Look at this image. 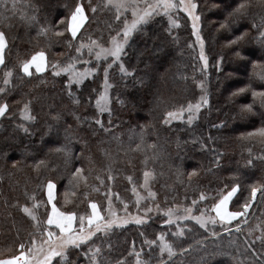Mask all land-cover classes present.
<instances>
[{
    "label": "trees",
    "instance_id": "1",
    "mask_svg": "<svg viewBox=\"0 0 264 264\" xmlns=\"http://www.w3.org/2000/svg\"><path fill=\"white\" fill-rule=\"evenodd\" d=\"M31 2L40 6V24L54 28L47 36L38 37V25L29 27L18 16L10 21L0 17V30L5 32L8 41L5 64L13 70L11 84L6 86L9 90L0 94V102L9 104V113L0 118V254L15 251L21 243L28 245L32 237L40 235L45 212L43 189L49 179L57 185V199L63 209L78 215L89 212V201L105 198V187H100V191L94 190V187H99L98 175L120 199L131 201L133 185L141 181L145 169H151L154 171L152 188L160 207L174 204L190 206L193 200H197L193 210L195 214L205 208L208 210L221 194L236 184L240 188L230 207L238 209L249 196L252 185L264 184V158H261L264 157V141L259 137H243V134L261 126V117L242 112V106L252 102V89L264 91V81L260 79L264 74V44L257 38V30L252 28L253 21L260 23L264 17V0H194L198 5L200 34L208 59L206 70L182 12H176L178 27H170L167 19L155 17L146 26V37L140 34L132 37L128 55L123 57L132 75L124 76L117 65L109 69V82L113 85L109 90L111 119L115 125L113 133L120 137L122 144L98 128L94 133L93 128L80 124L73 116V112L82 117L97 115L94 108L97 93L93 90H102L103 68L109 61L93 59L92 64L87 65L91 67L99 63L100 67L84 86H74L73 91L81 97L79 106L73 104L65 90L67 76H54L51 67V63L63 65L76 56L75 47L81 39L87 42L89 36L92 39L102 37V42L107 44L110 33L114 35L115 30L121 27V23L114 20V10H98L93 15L86 9L89 21L85 22L70 46V33L59 36L55 31L63 30L64 25L58 21L70 14L77 0ZM82 2L86 4L87 0ZM92 3L103 6V0H92ZM241 3L247 5V15L239 18L229 15ZM221 24L225 26L221 27ZM242 33L246 35L238 44L229 43ZM41 49L45 50L46 59L51 63L47 70H32L33 75L26 76L21 71V63ZM84 59H88L86 54ZM76 66L81 67L80 64ZM5 70L0 66V87H5L2 83ZM205 78L209 108L205 112L200 111L199 119L191 125L182 121L164 125L162 120L166 111L199 99L203 94L199 84ZM240 89L247 91L240 92ZM28 101H31L32 115L36 117L32 122L24 121L20 116V109ZM260 111L264 110L257 105V112ZM108 118L107 113L101 117L106 125ZM221 122L223 127H212L214 124L219 126ZM20 124L28 126L30 134L18 127ZM49 125H52L51 129ZM67 125L72 126L73 137L70 140L65 138ZM141 126L145 128V143L137 149L140 139L136 133ZM209 134L212 140L208 139ZM193 139L202 140L211 150L202 149L200 143L193 144ZM80 140L87 141L86 148ZM153 143L156 148H149L148 145ZM65 144L72 150L70 157L55 151ZM215 154L220 155L219 167L213 163ZM249 159L253 161L252 165L247 163ZM14 161L15 167L12 166ZM39 161L45 163L37 167ZM109 166L115 176L113 181L107 180ZM178 166L184 172L180 180L177 179ZM76 167L84 169L87 185L83 181L70 183L71 173ZM193 169L197 170V175L189 181L187 173ZM128 176L133 177L131 182ZM201 192L206 197L203 201L199 200ZM25 193H35L40 201L36 208L39 227L22 211V205L33 204ZM255 204L256 210L254 213L250 211L247 225H241V232L233 230L231 236L221 231L220 225H215L210 229L220 232L222 238L213 237L209 230L188 221L192 231L177 242V248H188L189 245L191 248L175 260H182L183 264H200L205 251L216 252L220 248L230 255L209 256L207 264H237V260L248 264L252 256L251 250L245 253V241L255 240L260 235L256 225L264 222V201L260 196ZM165 219L158 213L144 225L132 222L115 229L109 237L111 249L103 245L104 256L111 264L120 259L133 264V249H143L141 257L157 264L158 248L153 245L150 250L145 241L155 240L161 232L172 238L175 225H162ZM250 230H253L251 234ZM229 240L236 243L230 246ZM254 247L257 253L261 251L259 241ZM82 250H86L85 247L70 252V259L75 264H86V258L80 254Z\"/></svg>",
    "mask_w": 264,
    "mask_h": 264
},
{
    "label": "snow or ice",
    "instance_id": "2",
    "mask_svg": "<svg viewBox=\"0 0 264 264\" xmlns=\"http://www.w3.org/2000/svg\"><path fill=\"white\" fill-rule=\"evenodd\" d=\"M198 5L192 0H103V6L99 4H93L92 0H87L85 4L82 0H77L74 8L70 10V14L66 17L60 18L58 24L64 25L62 31H55L56 35L63 36L65 32H69L71 39L68 41L71 46L72 40L77 39V34L84 27L85 22L89 21V15L86 14V9L90 10L91 14H95L98 10L109 9L114 10V20L121 23V27L115 30V34L110 33L109 41L107 44L102 42V37L98 39H92L91 36L87 37V42L81 39L79 40L78 46L75 47L76 56L71 57L66 63L61 65L59 62L51 63L46 59V52L41 49L35 52L30 59L25 60L21 63V71L26 76H32L33 72L31 69L34 67L36 72H43L45 68L51 63L53 68L54 76H61V74L67 75V80L65 81V90L68 96L72 99L74 105L79 106L81 104V97L78 96L74 91V86H84L85 82L89 77H94L99 70V63L91 67H83V65H91L92 60L95 61H111L106 63L103 68L104 79L102 90H93L97 94L94 97V108L97 115L92 117H82L81 115L73 112V116L80 124H87L89 128H93L95 133L96 129L102 130L106 134L112 135L118 143H123L118 135L113 133L112 122V97L109 94V90L113 85L109 82V71L108 69L116 64L121 73L124 76H130V73L123 62V57L128 55L127 48L130 46V41L132 37L136 34L147 36L146 26L150 21L154 20L157 16L168 17L170 27H178L179 21L174 19L172 13L174 10H183L186 12L193 21L194 35H196L197 41L200 44V59L203 61V68L206 70L208 67V59L204 54V43L203 39L199 34L197 22L200 20V16L196 14V9ZM247 5L245 3L239 4L236 8L229 13V15H235L238 18L246 16ZM40 6L32 3L31 0H0V17L4 20L10 21L14 17H19L27 26L31 27L33 25H38L36 35L47 36L49 31H54L53 26L40 24L39 13ZM130 14V15H129ZM221 24V27H224ZM11 27V24H9ZM111 28V25H109ZM252 28L256 29L258 32V39L262 44H264V17L261 18L260 23L252 22ZM246 33H242L237 36L234 40L230 41V44H238ZM8 41L6 34L3 30H0V66H4L6 69L4 71V77L2 83L5 87H0V94L6 93L9 89L6 87L11 84V78L13 77V70L7 68L5 64V49L7 47ZM86 50V53H85ZM147 51V49H145ZM85 54L88 59H84ZM239 55V53H237ZM77 64L81 67L77 68ZM260 79L264 81V74L260 75ZM203 94L195 103L189 102L186 106H180L176 109L166 111L163 116L162 123L164 125H171L173 121L186 122L191 125L194 121L199 119L200 110L206 106H210L209 96L206 88L204 87V82L201 81L199 84ZM240 92L247 91V89H240ZM235 95V93H234ZM252 102L242 106V112L249 115H259L261 117V126L255 128L253 131L243 134L244 138L251 139L259 137L264 141V111L257 112V105L260 109L264 110V91H257L255 89L251 90ZM89 101L92 97L89 96ZM123 103V101H121ZM9 113V104L5 102H0V118H4L6 114ZM108 114L107 125L101 119L103 115ZM187 113V115H185ZM20 116L24 121L32 122L35 121L36 117L32 115L31 101L25 102L23 107L20 109ZM57 120L60 119L59 116L56 117ZM224 124L212 125L214 128L223 127ZM18 127L22 128L26 134H30V128L25 126V124H20ZM52 125H49V129ZM71 125H67L64 128L65 138L71 139L73 133L70 131ZM134 132V130H133ZM140 143L136 145L137 149L145 143V128L141 126L139 133ZM132 137L130 136L129 139ZM79 139V138H77ZM209 140H212L211 134L208 136ZM84 147H87L86 140H80ZM193 144L200 143L202 149H209V146L203 143L200 139H193L191 141ZM179 145V141H177ZM149 148H156V144L148 145ZM56 152H63L66 157L72 155V150L67 146V144L62 145L55 149ZM251 154V150H249ZM107 154V153H106ZM264 158V157H261ZM44 161H39L37 167L43 165ZM145 163H147V157L145 158ZM214 165L219 167L221 164L220 155H214ZM249 165H252L253 161L249 159L247 161ZM13 167L16 166V162H13ZM108 175L107 180L113 181L115 176L112 173V169L109 166L107 169ZM184 175L182 169L177 167V179ZM189 181L192 177L197 175V170L193 169L191 172L187 173ZM144 182L142 187L148 189V197L152 201L156 200V193L150 190L149 180L153 177L151 171H144L143 173ZM87 176L84 174V169L82 167H76L71 173L70 183L76 181L79 183L83 181L87 185ZM99 182V187H94L95 191H100V187H105L107 191L105 192V197L108 202V207L106 212L101 211V207L98 206L96 202H90L91 213L88 215H78L75 212H62L59 211L54 203H52L51 214L47 216V220L44 222V226L40 228L39 239L34 236L30 240V247L21 243L19 245L20 253L17 256H13L11 259H0V264H75V261L70 259V252L74 249H83L87 245L86 250L81 251V255L86 258V264H111V261L104 256V247L107 245L110 250L112 245L110 242V235L117 228H123L125 225L134 222L136 225H144L146 221L147 213L151 212L153 209L151 207H145L143 209L145 215H136L128 218L127 214V204H124V211L126 213L125 218H121L118 213L113 208L112 195H116L117 200H119L118 194H112L110 187L105 184V179L101 176L96 177ZM127 179L131 182L133 180L132 176H128ZM181 183L183 181L181 180ZM47 190L48 202L51 203L54 199L55 189L57 187L53 180L49 179L44 185ZM240 185L236 184L232 186L230 190L226 193L221 194L219 202L213 207L216 215L212 216L201 212L199 215L194 214L193 208L197 204V200H193L191 206L184 205H173L167 207L166 209H161L159 204H155V208L158 211H162L164 216L167 217L163 221L164 224L169 226L175 225V231L171 232V239L168 238V234L161 232L157 239L146 240L145 243L150 246L155 245L158 248L157 254V264H183L180 260L177 262L175 258L180 255L181 257L186 254L191 245L188 248H177V242L186 236L187 232H191L192 228L187 223L188 221H194L195 224L199 225L200 228L209 230L211 236L222 238L221 233L215 231L214 228L209 229V225L215 226L220 224L223 232L232 235V228L229 225L233 221H238L235 224V231L241 232V225H247L248 223V210L252 207V202L257 200V194L259 193L260 200L264 201V184L252 185L250 188V193L244 202L239 205L238 210L228 211L227 205L232 200L233 197L237 196ZM133 193L137 195V205L139 206V201L143 199L137 192L135 184L132 188ZM30 200L33 201L31 207L28 204L21 206L22 211L29 216L33 221H36L39 227L40 221L34 211L40 201L37 200L36 194L25 193ZM205 193L201 192L199 195V200L203 201L205 199ZM239 199V198H238ZM184 222V223H181ZM74 223L77 227H74ZM256 228L260 231V235L255 237V240L251 242L245 241V253L251 250V259H248V264H264V222L256 225ZM253 230H250V234ZM96 241H101V243H96ZM256 241H259L261 251L257 253V249L254 247ZM236 242L234 240H229V245H234ZM135 264H151L150 260H145L141 258L143 249L140 251H135ZM222 255L227 256L230 253L222 251L217 248L216 252L205 251V255L200 258V264H207V258L209 256ZM166 256V258H165ZM235 259V258H233ZM116 264H127L126 259H120L116 261ZM237 264H244V261L237 260Z\"/></svg>",
    "mask_w": 264,
    "mask_h": 264
},
{
    "label": "rangeland",
    "instance_id": "3",
    "mask_svg": "<svg viewBox=\"0 0 264 264\" xmlns=\"http://www.w3.org/2000/svg\"><path fill=\"white\" fill-rule=\"evenodd\" d=\"M192 2H194V0H192ZM195 3V2H194ZM196 11V10H195ZM176 12L178 13V12H182L185 16H186V18H187V21H188V26H189V29L191 30V33H192V35H193V38H194V42H195V46H197V48H198V51H199V55H200V44H199V42L197 41V38H196V35H194V30H193V21H192V18L186 13V12H184L183 10H174L173 11V13H172V16H173V18L174 19H177V14H176ZM196 14H197V12H196ZM130 15V14H129ZM198 15V14H197ZM157 17H163V18H165V19H167L168 20V17H166V16H157ZM168 22H169V20H168ZM197 24H198V29H199V34H200V20L197 22ZM200 36H201V34H200ZM35 54V53H34ZM33 54V55H34ZM205 54V53H204ZM201 61V64H202V66H203V61L202 60H200ZM111 61L109 60V62L108 63H110ZM113 65H116V64H113ZM112 65V66H113ZM84 67H89V66H84ZM78 68V67H77ZM46 70H47V68H45ZM110 69V68H109ZM109 69H108V71H109ZM120 70V69H119ZM32 71V70H31ZM35 71V70H34ZM61 75H66V74H61ZM67 76V75H66ZM203 82H204V87L206 88V90H207V93H208V87H207V79L205 78V80H202ZM209 108V106H206V107H204V108H202L200 111H203V112H205L207 109ZM144 171H151L152 173H153V176H154V171H152L151 169H145ZM144 171H143V173H144ZM152 178L153 177H151L150 178V180H149V186H150V190L151 191H153V188H152ZM54 182V181H53ZM143 182H144V177H142V179H141V181L139 182V183H137V185H136V188H137V192L139 193V195L141 196V197H143V199H141L140 201H139V206L137 205V195L135 194V193H133V191H132V189H131V191H132V193H131V201H127V200H125V199H119V200H117V198H116V195H112V200H113V208H114V210L118 213V215L121 217V218H125V216H126V213H125V211H124V204H127V214H130V215H128V218L130 219L131 218V216H136V215H141V216H143V215H145V213H144V211H143V209L145 208V207H151L153 210L151 211V212H149V213H147V216H146V221L148 220V219H152L153 218V216L154 215H156V214H162V215H164L163 214V212L162 211H158L156 208H155V204H158L157 202V200H155V201H152V199L151 198H149L148 197V189H145L144 187H142V185H143ZM55 183V182H54ZM46 185V184H45ZM235 186V185H234ZM133 188V187H132ZM228 190H230V189H228ZM227 190V191H228ZM111 191V190H110ZM226 191V192H227ZM43 192H44V200H45V212H44V216H43V223L47 220V216L49 215V214H51V211H52V203H54L55 205H56V207H57V209L59 210V211H62V212H67L66 210H64L63 209V207H62V205L59 203V201H58V197H57V187H56V189H55V193H54V199H53V201L51 202V203H49L48 202V197H47V190H46V187H44V189H43ZM154 192V191H153ZM225 192V193H226ZM111 193L112 194H116L115 193V191H111ZM224 194V193H223ZM259 196V193L257 194V197ZM220 198V197H219ZM219 198L217 199V201L213 204V205H211L210 206V208L207 210V208H205V209H203L201 212H205L206 214H210V215H212V216H215L216 215V213H215V210H214V205L216 204V203H218L219 202ZM90 202H96L97 204H98V206H100L101 207V211L102 212H106V210H107V207H108V202H107V199H106V197L103 199V200H100V201H98V200H91V201H89L88 203H89V205H90ZM231 202V201H230ZM230 202H229V204L227 205V210L228 211H235V210H238V209H232L231 207H230ZM255 202L256 201H253L252 202V207L251 208H249V210H248V213L250 214V211H252L253 213L255 212V210H256V207H257V204H255ZM174 205H182V204H174ZM185 206V205H184ZM191 206V205H190ZM31 207V206H30ZM89 212L88 213H86V215H88V214H90L91 213V208H90V206H89ZM161 209H166L165 207H161ZM193 210H194V208H193ZM34 211H35V213H36V209H34ZM200 212V213H201ZM200 213H198L197 215H199ZM195 214V213H194ZM85 215V216H86ZM164 217H166V216H164ZM248 218H249V215H248ZM166 219H167V217H166ZM233 222H235V221H233ZM238 221H236L235 223H237ZM164 223H162V225H163ZM128 225V224H127ZM216 225H220L219 223L218 224H216ZM126 226V225H125ZM213 225H209V229L212 227ZM74 227H77V224L76 223H74ZM229 227H231L232 228V230H235V225L234 224H231V225H229ZM172 229V228H171ZM170 229V230H171ZM175 229V226H174V228L172 229V230H174ZM221 231H223V230H221ZM160 234V233H159ZM158 234V235H159ZM158 235H157V237H158ZM37 238V240L39 239V236L38 237H36ZM157 239V238H156ZM96 243H101V241H96ZM26 245V244H25ZM31 245L30 244H28V245H26V249H25V251L27 250V247H30ZM149 246V245H148ZM85 247V249H87V245H85L84 246ZM20 248H19V245L16 247V249H15V251H12V252H6V253H3V254H0V259H11L13 256H17V255H19V253H20ZM142 258V257H141ZM165 258H166V256H165ZM135 259H136V257H135V254H134V259H133V264H135ZM143 259V258H142Z\"/></svg>",
    "mask_w": 264,
    "mask_h": 264
},
{
    "label": "crops",
    "instance_id": "4",
    "mask_svg": "<svg viewBox=\"0 0 264 264\" xmlns=\"http://www.w3.org/2000/svg\"><path fill=\"white\" fill-rule=\"evenodd\" d=\"M31 70H35V68L33 67Z\"/></svg>",
    "mask_w": 264,
    "mask_h": 264
}]
</instances>
